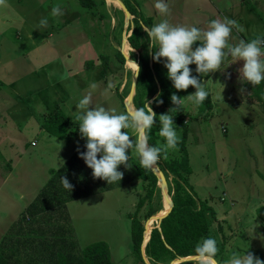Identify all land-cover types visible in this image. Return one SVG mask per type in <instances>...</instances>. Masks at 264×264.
Segmentation results:
<instances>
[{
	"label": "rangeland",
	"instance_id": "rangeland-1",
	"mask_svg": "<svg viewBox=\"0 0 264 264\" xmlns=\"http://www.w3.org/2000/svg\"><path fill=\"white\" fill-rule=\"evenodd\" d=\"M93 1L86 8L78 0H0V179L8 175L0 191H9L11 198L8 205L0 200V238L7 235L12 215L21 212L45 184L49 170L62 166L85 143L76 129L78 123L60 139L41 128L43 120L57 109L75 115V103L89 91L93 105L124 112L135 73L126 61H137L143 52L149 70L158 67L166 72L162 63L151 58L145 29L168 19L173 25L203 30L212 19L228 18L236 22L230 43L264 39V0H166V16L154 8V0H119L133 6L147 21L138 29L144 50L130 48L128 55L121 53V45L124 38L129 45L133 15L127 19L116 0ZM53 7L60 8L62 15L51 16ZM42 17H47L48 24L38 28ZM119 53L128 60L120 62ZM225 64L229 65L223 73H209L202 79L210 102L204 113L199 114V105L186 97L195 91L191 88L178 110L172 106L160 114L169 111L168 115L182 118L187 125L185 142L192 169L188 182L196 204L208 198L216 209L210 233L220 264H227L233 253L241 254L247 248L264 261L263 223L255 214L256 207L264 206V114L249 91L240 92V62L232 63L228 57ZM91 83L96 84L95 89L89 88ZM137 92L146 90L136 76L132 99ZM150 98L148 92L143 96L144 101ZM155 122L153 134L163 157L177 158V147L165 144ZM173 127L179 139L181 127L175 122ZM125 131L130 139L137 135L134 128ZM126 151L137 157L134 148ZM165 190L171 199L174 184L170 175ZM144 193L143 182L135 180L68 201L70 231L77 245L82 248L104 240L114 264H139L131 251L128 216ZM163 203L158 186L140 209L143 225L150 219L145 218L147 210L163 207ZM154 224L151 220L150 230ZM144 257L149 262L145 253ZM190 261L199 264L196 259Z\"/></svg>",
	"mask_w": 264,
	"mask_h": 264
},
{
	"label": "trees",
	"instance_id": "trees-1",
	"mask_svg": "<svg viewBox=\"0 0 264 264\" xmlns=\"http://www.w3.org/2000/svg\"><path fill=\"white\" fill-rule=\"evenodd\" d=\"M78 1L81 6L86 8H91L94 4L93 0ZM124 4L130 14L133 15L134 22L128 38L129 46L142 52L145 45H142L138 29L141 26H146L147 21L136 13L133 6L125 2ZM118 56L120 62H124L121 53ZM146 61L145 52L135 61L138 65L137 82L145 88L146 92L150 93V101H153L152 110L158 115L163 109L173 106L170 101V95L173 92L181 101L192 87L189 86L188 89L181 91L175 90L166 78V72L161 73L158 67L154 66V69L149 70ZM189 67L192 68V65ZM193 75H197L199 79L206 77H199L195 72ZM242 86L249 91L250 97L259 103L264 114V81L259 85L244 83ZM146 92L135 94L132 99L134 109L143 106V96ZM157 93L160 94L159 99L163 101L159 105L154 102ZM208 100L209 97L207 96L204 101L205 105L203 103L199 105V114L210 108ZM173 122L182 130L181 137L176 144L179 156L175 159L167 160L163 157L164 151L157 143V137L153 134V127L147 132L148 143L161 149L158 159L160 169L166 178L168 175L171 176L174 184V192L171 197L172 207L169 213L160 220L158 227L154 224L151 228L149 239L144 245V253L150 264H157L155 262L166 259L172 260L196 255L194 249L197 244L204 238H212L210 225L216 218V209L209 203L208 198L200 199L196 204L191 194L192 187L188 182V177L192 169L185 142L187 125L179 117H173ZM77 123L75 115L69 116L57 109L49 114L40 126L48 134L61 139L66 137L73 124ZM83 145L84 143L79 146L80 151L84 150ZM71 154L72 156L62 166L49 170V177L45 184L39 188L33 199L20 212L18 219L9 226L7 235L0 241V264H114L106 241L96 240L85 244L82 248L77 245L71 235L70 217L66 203L87 196L92 192L122 186L135 180L143 182L145 193L139 196L133 212L128 216L131 251L139 264H146L141 252L144 227L139 212L144 202L150 201L158 190L155 174L150 168L142 167L137 157L129 155L127 168L123 165L118 167V170L122 172L120 181L108 184L104 180L92 177L91 169L78 157L77 149ZM62 176L71 183V191L62 186L60 180ZM161 207L149 208L145 218H150ZM255 214L262 221V231H264V206L256 207ZM218 228H220L219 224ZM224 245L221 244L222 247ZM217 255L216 253V260L220 264ZM177 264L193 263L190 260H183Z\"/></svg>",
	"mask_w": 264,
	"mask_h": 264
},
{
	"label": "clouds",
	"instance_id": "clouds-1",
	"mask_svg": "<svg viewBox=\"0 0 264 264\" xmlns=\"http://www.w3.org/2000/svg\"><path fill=\"white\" fill-rule=\"evenodd\" d=\"M154 8L162 16L168 14L166 0H154ZM53 17L62 15L58 7L50 10ZM47 17H42L38 22V28L46 27ZM236 22L232 19H212L206 29H200L194 25H173L168 19H161L151 28L145 29L149 40L153 62L162 63L166 69V78L171 82V87L177 91L186 90L191 86L195 91L186 97L191 98L196 105L202 104L208 96L203 87V80L199 77L209 73L224 72L229 64H225L230 57L232 63L240 62L237 69L241 85L248 83L259 85L264 81V39L239 40L230 43V33ZM155 45V50H153ZM195 45V46H194ZM130 62V61H129ZM135 66V74L138 66ZM194 65V68H190ZM90 89H95L96 84L91 83ZM243 86L240 88L244 93ZM92 92L85 93L75 103V119L78 122L77 131L81 139L85 141L84 150L77 147V155L84 164L91 169L93 178H99L106 183L119 182L122 172L118 170L120 165L127 168L129 153L126 150L135 149L139 164L144 168L153 167L159 159L161 149L148 143L147 132L155 121L159 124V135L164 138L165 144L175 147L178 141L176 130L173 127V117L165 114L156 115L152 110L153 101L145 100L142 107L134 111L117 112L115 109L105 108L103 105H93ZM159 93L154 102L159 105L163 101L159 99ZM170 101L174 107L180 108V98L173 92ZM158 117V120H157ZM134 128L137 132L133 139L125 129ZM124 131H121V130ZM62 186L71 191L72 185L65 177H60ZM199 264H218L216 260V241L211 238L202 239L194 249ZM227 264H264L259 257L251 251L241 254L233 253Z\"/></svg>",
	"mask_w": 264,
	"mask_h": 264
},
{
	"label": "water",
	"instance_id": "water-1",
	"mask_svg": "<svg viewBox=\"0 0 264 264\" xmlns=\"http://www.w3.org/2000/svg\"><path fill=\"white\" fill-rule=\"evenodd\" d=\"M116 1L118 2L119 6L123 10L125 17L128 19L131 16V14H130L129 10L127 9V7L121 1H119V0H116ZM126 41L127 40L125 38L122 39V45H121L122 48H123V45H124V43ZM122 52H123V49L121 50V53ZM123 56H124L125 59H128V57L124 53H123ZM135 71H136V69H135ZM136 76H137V73L136 74L134 73V79H133V83L131 85L130 92L128 94L127 99L124 101L125 111H134V109L132 110V109H130V107H131V103H132L134 82L136 80ZM150 169L152 170V172L157 177V184H158L159 188L161 189L162 193L164 192L163 193V198H164V201H165V203L167 205L165 211L162 214H160V215L154 214V215H152L150 217L152 220L155 221V226L158 227L160 220L169 213V211H170V209L172 207V200L169 198V196H168V194L166 193V190H165L166 178L164 176L163 171L160 168H156L154 166L151 167ZM146 225H147V222L143 225L144 231H143V240H142V245H141V252H142V256H143V259H144L145 263L149 264V262L144 257V245L147 242V240L149 239V233H150V230H149L148 237L145 238ZM193 259L197 260L196 255H190V256L176 258L175 260L171 261L170 264H177V263H179L180 261H183V260H193Z\"/></svg>",
	"mask_w": 264,
	"mask_h": 264
},
{
	"label": "bare ground",
	"instance_id": "bare-ground-1",
	"mask_svg": "<svg viewBox=\"0 0 264 264\" xmlns=\"http://www.w3.org/2000/svg\"><path fill=\"white\" fill-rule=\"evenodd\" d=\"M114 3H116L115 1H114ZM117 4V3H116ZM119 5V4H118ZM130 44V43H129ZM131 47H129V45L125 42L124 43V45H123V52L125 53V54H128V51H129V49H130ZM130 54V53H129ZM128 54V55H129ZM128 60V59H127ZM126 64L127 65H129V66H131L133 69L135 68V66H134V64H132V63H130L129 61H126ZM130 109H131V107H130ZM154 167H156V168H159V166H158V163L156 162V164L154 165ZM164 193V192H163ZM162 193V194H163ZM166 207H167V205H166V203H165V201H164V203H163V207H161V209L159 210V211H157L155 214L156 215H160V214H162L164 211H165V209H166ZM151 218L147 221V225H146V228H145V238H147L148 237V233H149V230H150V224H151ZM147 243V242H146Z\"/></svg>",
	"mask_w": 264,
	"mask_h": 264
},
{
	"label": "crops",
	"instance_id": "crops-1",
	"mask_svg": "<svg viewBox=\"0 0 264 264\" xmlns=\"http://www.w3.org/2000/svg\"><path fill=\"white\" fill-rule=\"evenodd\" d=\"M11 174L9 173V176H10ZM8 176V175H7ZM7 176H5V177H2L1 179H0V186L1 185H3V183H5V182H7ZM0 200L1 201H6V204L8 205V204H10V201H11V198L9 197V191H4V192H1L0 191ZM31 200H29V202H30ZM28 202V203H29ZM19 214H20V212H19V210H18V212H17V214L16 215H12V219H11V222H10V224L9 225H11L14 221H16L17 219H18V217H19ZM8 225V226H9ZM8 226H7V228H8ZM7 230V229H6ZM3 237H1L0 238V241H1V239H2Z\"/></svg>",
	"mask_w": 264,
	"mask_h": 264
}]
</instances>
